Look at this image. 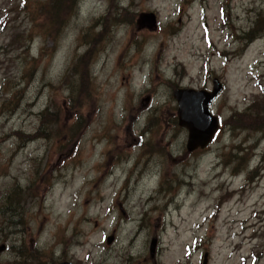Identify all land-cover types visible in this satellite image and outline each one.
I'll return each mask as SVG.
<instances>
[{
  "label": "rangeland",
  "instance_id": "rangeland-1",
  "mask_svg": "<svg viewBox=\"0 0 264 264\" xmlns=\"http://www.w3.org/2000/svg\"><path fill=\"white\" fill-rule=\"evenodd\" d=\"M63 1L0 0V264H264V0Z\"/></svg>",
  "mask_w": 264,
  "mask_h": 264
},
{
  "label": "water",
  "instance_id": "water-1",
  "mask_svg": "<svg viewBox=\"0 0 264 264\" xmlns=\"http://www.w3.org/2000/svg\"><path fill=\"white\" fill-rule=\"evenodd\" d=\"M136 24L139 28L154 29L157 24L155 14L153 12L140 13ZM211 84V89L177 87L172 91V96L177 104V124L187 131L186 149L189 152L205 148L210 144L219 127V118L212 113L210 105L221 93L224 85L217 77L212 79ZM111 240L112 236H107V243H110ZM156 240V237L151 239L149 246L151 254H154ZM205 263L206 259L203 261V264ZM58 264L73 263L61 261Z\"/></svg>",
  "mask_w": 264,
  "mask_h": 264
},
{
  "label": "trees",
  "instance_id": "trees-1",
  "mask_svg": "<svg viewBox=\"0 0 264 264\" xmlns=\"http://www.w3.org/2000/svg\"><path fill=\"white\" fill-rule=\"evenodd\" d=\"M66 2H68V1H67V0H64V1H63L64 4H65ZM73 2L75 3L76 0H73ZM67 4H68V3H67ZM67 4H66V5H67ZM74 62H76V64H77L78 60L76 59V61H74ZM74 68H75V70L77 69L76 66H75ZM253 107H255V105H254ZM49 111H50L49 107H46V111L42 112V116H43L44 119H45V118H49V119H50V118L53 117L51 113H46V112H49ZM242 120L245 122L246 125L253 126L254 123L264 122V113H262V112H257L256 114H252V113H247V112H245V113L242 115ZM10 208H12L11 210H12L13 212H15L16 207L14 208V206L11 204V205H10ZM257 254H258V253H257ZM254 255H255V254H254ZM256 257L258 258V256H256V255L254 256V258H255L254 262H256Z\"/></svg>",
  "mask_w": 264,
  "mask_h": 264
}]
</instances>
